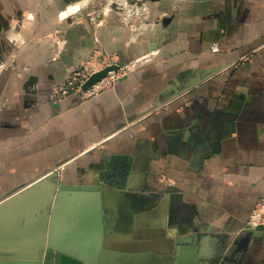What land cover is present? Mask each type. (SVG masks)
I'll return each mask as SVG.
<instances>
[{"label":"crops","instance_id":"0c3cea01","mask_svg":"<svg viewBox=\"0 0 264 264\" xmlns=\"http://www.w3.org/2000/svg\"><path fill=\"white\" fill-rule=\"evenodd\" d=\"M79 5L0 0V200L57 172L98 188L62 191L49 217L97 264H154L153 252L210 264L220 251L264 264V234L245 231L264 196V0L157 2L169 15L136 44L105 7ZM95 48L133 70L115 90L55 102ZM28 202L0 212V236L22 243L38 217Z\"/></svg>","mask_w":264,"mask_h":264},{"label":"water","instance_id":"95a60500","mask_svg":"<svg viewBox=\"0 0 264 264\" xmlns=\"http://www.w3.org/2000/svg\"><path fill=\"white\" fill-rule=\"evenodd\" d=\"M108 71L106 70L94 76L86 84L85 89L102 79ZM57 178L58 174L56 172L50 173L32 185L11 193L0 200V212L9 206L16 205L20 199H30L34 206L35 202H38L35 208L36 214L38 213L37 220L32 222L31 227H27L24 230L26 232L20 238L22 243L19 244L17 242L18 237L16 238L15 236H0V241H5V243H0V264H97L95 256L93 259H86L84 258V253L73 250L66 243L59 241L58 237L53 234V226H50L48 207L58 191L61 194L62 191L69 189L98 191V188L84 187L79 189L76 187H67L65 185H59ZM10 224H13V222ZM0 227H2L1 219ZM6 231L9 233L8 235H11V232L15 230L8 228ZM245 231L251 233L254 239H256L264 234V226H259L255 229L246 228ZM9 240H14L15 243ZM220 264L233 263L225 259L221 260Z\"/></svg>","mask_w":264,"mask_h":264},{"label":"rangeland","instance_id":"374dc122","mask_svg":"<svg viewBox=\"0 0 264 264\" xmlns=\"http://www.w3.org/2000/svg\"><path fill=\"white\" fill-rule=\"evenodd\" d=\"M73 1H74L75 5H79V4L83 3L82 5L78 6L79 9L81 8V6L87 5L88 3L99 4L100 6L105 7L107 9V12H102V14H101L102 18L104 16H108L109 14H115L117 16L118 20L120 21L121 31H122L123 35L127 37V42L128 43L133 42L134 44H136V43L141 42V40H144L149 33H151L152 31L154 32V30L156 29L155 28L156 25L160 24L163 16L169 15V13L163 14L161 12L159 14L155 15L151 10L152 4L165 1V2L170 4V6L173 10H175V9L178 10L181 7V4L185 0H73ZM93 50H98L102 56L115 57L116 60L118 61V57L116 54L105 53V51H103L100 48H95ZM253 52L254 51H252L251 53H253ZM247 58L248 59L243 61V62H245V63L251 62L252 55L250 54ZM118 63H119V61H118ZM74 66H76V64ZM121 66L131 67L132 70L134 68L133 64H127V65H121ZM74 94L75 93H73V95ZM76 95H79V94H76ZM79 96L81 97V95H79ZM81 99H82V97H81ZM58 179H59V174H58L57 180ZM58 184H59V181H58ZM56 196H59V191L55 194V197ZM37 204H38V202H35V206L33 205V203L31 205H29V202H28L26 207H25L26 208L25 210L33 212L36 210L35 208L37 207ZM48 210H49V216L54 214L53 201H52L51 206L49 205ZM42 211H43V209H42ZM143 251H145V250L144 249L139 250V252H143ZM176 258H177L176 254L164 255V254L154 253V252L150 253V262L154 263V264H171L172 261L174 262L176 260ZM225 259H227V255H225V252L220 251L217 255V258L215 260L210 261L209 263L210 264H220V261L225 260ZM191 264H193V263H191ZM233 264H236V263H233ZM237 264H239V263H237Z\"/></svg>","mask_w":264,"mask_h":264},{"label":"built area","instance_id":"2783aa9c","mask_svg":"<svg viewBox=\"0 0 264 264\" xmlns=\"http://www.w3.org/2000/svg\"><path fill=\"white\" fill-rule=\"evenodd\" d=\"M247 57L243 58V61L247 60ZM106 70L109 71L102 79L85 89L94 76ZM131 71V67L121 66L115 57L102 56L98 50H93L87 59L68 71L62 83L53 87V100L61 102L73 93L81 95L83 100L97 97L105 91L115 90L118 81ZM259 226H264V196L257 202L246 222V228L255 229Z\"/></svg>","mask_w":264,"mask_h":264},{"label":"bare ground","instance_id":"6f19581e","mask_svg":"<svg viewBox=\"0 0 264 264\" xmlns=\"http://www.w3.org/2000/svg\"><path fill=\"white\" fill-rule=\"evenodd\" d=\"M153 32V31H152Z\"/></svg>","mask_w":264,"mask_h":264}]
</instances>
